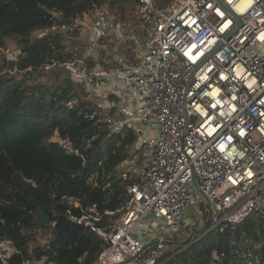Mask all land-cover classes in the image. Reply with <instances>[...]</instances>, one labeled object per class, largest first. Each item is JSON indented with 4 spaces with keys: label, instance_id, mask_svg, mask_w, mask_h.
Instances as JSON below:
<instances>
[{
    "label": "built area",
    "instance_id": "built-area-1",
    "mask_svg": "<svg viewBox=\"0 0 264 264\" xmlns=\"http://www.w3.org/2000/svg\"><path fill=\"white\" fill-rule=\"evenodd\" d=\"M113 15L99 7L62 25L74 32L67 43H84L62 65L94 93L89 117H99L109 133L129 129L137 136L117 165L128 198L103 227L102 215L112 211L102 214L64 197L79 206L70 217L106 244L91 264H159L169 242L192 226L190 207L197 218L206 215L209 229L250 215L264 218V0H172L165 6L137 0L132 28ZM126 29L138 47L135 58L114 54V66L90 69L93 45L106 49L107 39L123 41ZM57 64L52 59L43 67ZM51 140L78 153L68 138ZM34 239L44 241L39 228ZM17 252L11 239H0L2 264ZM211 258L220 260L216 249ZM53 262L45 254L23 264Z\"/></svg>",
    "mask_w": 264,
    "mask_h": 264
},
{
    "label": "trees",
    "instance_id": "trees-1",
    "mask_svg": "<svg viewBox=\"0 0 264 264\" xmlns=\"http://www.w3.org/2000/svg\"><path fill=\"white\" fill-rule=\"evenodd\" d=\"M171 1L154 0L158 6ZM136 2L0 0V49L13 39L20 52L9 59L0 57L5 62L0 65V239H11L18 249L9 264L45 254L53 264H91L106 245L70 217L69 211L76 213L79 206L64 196L76 198L84 208L94 205L102 214L112 211L102 215L103 227L115 220L128 198L127 182L120 178L117 165L137 136L129 129L109 133L99 117L88 116L95 97L62 65L79 55L84 43L79 39L67 43L74 32L61 26L99 7L121 12L124 19ZM52 59L60 65L44 69ZM93 59H87L90 69ZM12 69L17 74L11 75ZM55 134L70 139L78 153L66 152L51 140ZM210 225L193 235L174 237L159 264H256L257 256L264 257L260 215L238 224L209 229ZM38 228L44 239L39 244L34 239ZM214 249L220 254L218 261L211 258Z\"/></svg>",
    "mask_w": 264,
    "mask_h": 264
},
{
    "label": "rangeland",
    "instance_id": "rangeland-1",
    "mask_svg": "<svg viewBox=\"0 0 264 264\" xmlns=\"http://www.w3.org/2000/svg\"><path fill=\"white\" fill-rule=\"evenodd\" d=\"M136 6V5H135ZM135 6H134V10L132 11H126L125 14H123L124 19L122 18L121 12L116 13V11H112V13L115 15L116 19H118L121 22H124L125 27L128 28H132L135 25V19H134V11H135ZM116 13V14H115ZM113 15V16H114ZM114 17V18H115ZM87 27H91L90 25V20L88 19L87 21ZM130 29H126L125 32L127 34V38H125L123 41H120L119 38H116L115 40L113 39H107V41L105 42L106 44V49L102 48V43H98L94 44L93 49L95 51L94 53V61L95 63H103L105 66H109L110 64L113 63L112 66L115 65V60L113 55L116 54L117 56H124L125 59L127 58L128 61L132 60L133 58H135L136 51H137V46L136 43H134V41H130L128 40V36L130 34L129 32ZM87 35H89V29L87 30ZM17 52H19V50H17L16 48V44L15 41L13 39H8L6 42V45L4 48L0 49V57L1 58H6L9 59L11 57H13V55H15ZM20 53V52H19ZM4 61L0 62V65H4ZM117 64V63H116ZM111 66V67H112ZM1 71H7V68L4 66L2 68ZM11 75H15L17 74L15 70H11L10 72ZM91 96H94V93L92 91H90ZM132 150V148H131ZM130 150V151H131ZM201 217H198L195 215V213L192 211V208H188L187 213H186V217L187 219H190L192 222V226L191 227H184L182 229V232L180 233L179 236H190L193 235L194 233H198L202 230L203 226H204V220L206 218V215L204 213H201ZM169 245L167 248V251L169 249Z\"/></svg>",
    "mask_w": 264,
    "mask_h": 264
},
{
    "label": "crops",
    "instance_id": "crops-1",
    "mask_svg": "<svg viewBox=\"0 0 264 264\" xmlns=\"http://www.w3.org/2000/svg\"><path fill=\"white\" fill-rule=\"evenodd\" d=\"M141 33H142V32H141ZM143 36H144V33H142V37H143ZM143 38H144V37H143ZM135 97L137 98V95H136ZM127 98H130V97H124V98L122 97L121 100H122V101H126ZM114 99L119 100L120 98L118 99V97H117V98L114 97ZM119 101H120V100H119ZM121 115H122V113H121Z\"/></svg>",
    "mask_w": 264,
    "mask_h": 264
},
{
    "label": "bare ground",
    "instance_id": "bare-ground-1",
    "mask_svg": "<svg viewBox=\"0 0 264 264\" xmlns=\"http://www.w3.org/2000/svg\"><path fill=\"white\" fill-rule=\"evenodd\" d=\"M249 4V1H245V5L243 8H245Z\"/></svg>",
    "mask_w": 264,
    "mask_h": 264
},
{
    "label": "clouds",
    "instance_id": "clouds-1",
    "mask_svg": "<svg viewBox=\"0 0 264 264\" xmlns=\"http://www.w3.org/2000/svg\"><path fill=\"white\" fill-rule=\"evenodd\" d=\"M228 25H227V23H225V25H224V27H227ZM44 33V32H43ZM19 53H16V55H18Z\"/></svg>",
    "mask_w": 264,
    "mask_h": 264
},
{
    "label": "water",
    "instance_id": "water-1",
    "mask_svg": "<svg viewBox=\"0 0 264 264\" xmlns=\"http://www.w3.org/2000/svg\"><path fill=\"white\" fill-rule=\"evenodd\" d=\"M55 15H56V14H55ZM44 34H45V33H42V35H44ZM17 53H19V52H17ZM119 116L122 117L121 113H119Z\"/></svg>",
    "mask_w": 264,
    "mask_h": 264
},
{
    "label": "snow or ice",
    "instance_id": "snow-or-ice-1",
    "mask_svg": "<svg viewBox=\"0 0 264 264\" xmlns=\"http://www.w3.org/2000/svg\"><path fill=\"white\" fill-rule=\"evenodd\" d=\"M223 147V146H222Z\"/></svg>",
    "mask_w": 264,
    "mask_h": 264
}]
</instances>
